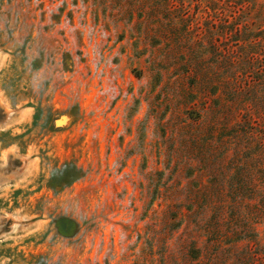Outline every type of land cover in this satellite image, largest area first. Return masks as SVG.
Segmentation results:
<instances>
[{"label": "rangeland", "instance_id": "obj_1", "mask_svg": "<svg viewBox=\"0 0 264 264\" xmlns=\"http://www.w3.org/2000/svg\"><path fill=\"white\" fill-rule=\"evenodd\" d=\"M241 166L264 176V0H0V264H205ZM253 229L218 264H264Z\"/></svg>", "mask_w": 264, "mask_h": 264}, {"label": "trees", "instance_id": "obj_2", "mask_svg": "<svg viewBox=\"0 0 264 264\" xmlns=\"http://www.w3.org/2000/svg\"><path fill=\"white\" fill-rule=\"evenodd\" d=\"M210 156H203L201 158V162L204 167H206L207 162L209 161ZM259 157V156H255ZM213 177V186L217 187V179L214 174H210ZM224 179V178H222ZM221 180V179H220ZM226 181L230 187V193H224L215 189L217 193L213 194L217 199V207L214 211L215 221L211 226L206 225L207 233H210L209 240L211 241L210 246L204 245V256L206 258L205 264H218L221 261V258L224 257L223 252L216 251V249L223 248V243H231L233 237H253L255 235L253 224L259 222L262 217H264V176H260L258 179H255L252 174L250 175L249 170L242 167L236 169L234 174H231ZM258 181V182H255ZM219 182V180H218ZM251 186V188H247V186ZM257 187V188H256ZM209 193V192H205ZM204 193L205 199L207 197H213L211 193ZM225 197L229 198V201L226 203ZM208 198V199H209ZM225 198V199H224ZM246 199V203L243 200ZM245 201V200H244ZM213 205L216 203L212 201ZM206 205V204H205ZM223 205H225L229 209V219L227 220L228 227H231V234H227V229L221 228L218 224V220L223 221ZM246 206H250L248 212H244V208ZM220 210H219V209ZM218 209V210H217ZM218 217V220L216 219ZM235 229V230H234ZM240 234L242 236H240ZM212 239V240H211ZM200 248H194L193 253L190 254V257L199 256Z\"/></svg>", "mask_w": 264, "mask_h": 264}, {"label": "bare ground", "instance_id": "obj_3", "mask_svg": "<svg viewBox=\"0 0 264 264\" xmlns=\"http://www.w3.org/2000/svg\"><path fill=\"white\" fill-rule=\"evenodd\" d=\"M60 123H61V121H60V120H57V121H56V124H60Z\"/></svg>", "mask_w": 264, "mask_h": 264}]
</instances>
